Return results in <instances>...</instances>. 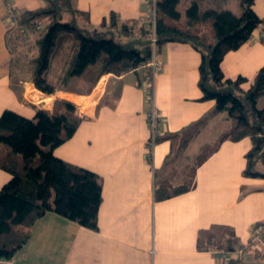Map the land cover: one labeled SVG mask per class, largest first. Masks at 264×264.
Listing matches in <instances>:
<instances>
[{
  "label": "crops",
  "instance_id": "crops-1",
  "mask_svg": "<svg viewBox=\"0 0 264 264\" xmlns=\"http://www.w3.org/2000/svg\"><path fill=\"white\" fill-rule=\"evenodd\" d=\"M11 1L15 3L2 6L0 0V115L6 109L23 112L30 105L35 111L26 110L25 116L34 117L37 110L52 112L57 100L71 103L82 122L55 154L96 172L103 183L98 230L48 213L34 224L30 240L12 260L16 264H231L222 251L224 244L234 237L248 246L255 225L264 223V178L244 175L250 138L223 140L227 132L222 129L223 115L214 114V101L200 100V53L185 43L161 46L162 69L156 77L155 94L162 139L149 149L150 104L143 89L146 66L122 76L105 74L90 94L72 87L57 91L65 97L37 91L31 94L32 100H26L33 83L25 69L15 70L6 32L12 23L11 12L20 15L44 4L24 7L20 0ZM22 1L31 5L34 0ZM71 5L78 14L69 12L66 19L74 17L79 26L94 34L104 32L102 23L112 13L122 21L145 22L148 11L146 0H71ZM215 6L242 13L237 0L218 1ZM253 9L264 20V0H255ZM262 32L264 24L222 61L226 77L247 79L245 90L264 67ZM73 80L71 86L77 84V77ZM70 97L89 102L82 108ZM258 107L264 108V95ZM208 118L210 125L202 127L183 155L197 162L203 158L202 163L195 162L192 178L188 163L180 162L176 143ZM9 179L0 169V189ZM192 179L195 186L188 192L156 199L157 189L171 191L190 185ZM62 250H66L64 259L58 257ZM245 260V264H264V242L252 247Z\"/></svg>",
  "mask_w": 264,
  "mask_h": 264
},
{
  "label": "trees",
  "instance_id": "trees-1",
  "mask_svg": "<svg viewBox=\"0 0 264 264\" xmlns=\"http://www.w3.org/2000/svg\"><path fill=\"white\" fill-rule=\"evenodd\" d=\"M45 1L38 9L16 15L17 21L6 32L12 54L14 49L28 48L25 74L42 93L50 96L59 89L68 90L77 77L90 80L86 91L90 94L103 75L122 76L146 66L151 59V29L146 22L122 21L112 13L102 23L104 32L94 34L79 26L74 17L66 19L69 12L78 14L71 0ZM204 1H191L182 25L178 10L181 0L158 1L159 50L165 43L179 42L190 44L200 53V100L214 101V114H222L223 120L230 123L223 140L250 138L252 148L246 155L244 175L264 178V108L258 107L264 95V67L258 70L247 90L243 88L246 78H228L222 70L224 57L249 41L264 20L253 9L255 0H240L241 15L215 6V2L226 0H212L213 6L206 9L202 8ZM205 23H209L211 31L201 29L200 24ZM38 24L43 26L41 31L36 30ZM29 36L32 40H28ZM20 59L11 58L15 64ZM75 113L71 103L57 100L52 112L37 110L33 118L10 109L0 115V146L5 148L4 152L0 149V169L10 175L0 189V260H12L30 240L34 224L48 213L98 230L102 178L55 154L78 131L82 120ZM210 122L209 118L200 122L196 131L199 133ZM161 139L158 137L156 143ZM202 162L203 158L197 165ZM192 183L193 179L190 185L171 191L157 189L155 197L163 200L183 194L195 186ZM259 226L264 223L256 224L255 228ZM242 248L231 237L222 251L229 253Z\"/></svg>",
  "mask_w": 264,
  "mask_h": 264
},
{
  "label": "built area",
  "instance_id": "built-area-1",
  "mask_svg": "<svg viewBox=\"0 0 264 264\" xmlns=\"http://www.w3.org/2000/svg\"><path fill=\"white\" fill-rule=\"evenodd\" d=\"M148 4V11L146 14L145 22L151 29V59L147 63V73L143 80V89L146 95V99L150 104V108L147 112L148 122L151 128L149 149H153L158 137L162 136V132L159 130V122L161 120L160 110L156 104V77L159 71L162 69V62L159 57L158 36H157V19H158V1L159 0H146ZM13 20V21H12ZM12 24H15L16 14L11 12ZM43 29L42 24L36 26L37 31ZM26 33V29L23 30ZM264 37V32L260 34V38ZM264 242V226H259L253 230V239L248 246L239 249L235 252L225 253L229 261L244 260L247 252L252 247H257ZM0 264H16L13 260H0Z\"/></svg>",
  "mask_w": 264,
  "mask_h": 264
},
{
  "label": "rangeland",
  "instance_id": "rangeland-1",
  "mask_svg": "<svg viewBox=\"0 0 264 264\" xmlns=\"http://www.w3.org/2000/svg\"><path fill=\"white\" fill-rule=\"evenodd\" d=\"M191 1L192 0H181V2H180V4L178 5V10H180L181 12H183L184 14H183V17H182V20H180L179 21V24L180 25H182V24H184L185 23V21H186V18H185V12H186V10H187V8H188V6L190 5V3H191ZM237 1H239L240 2V0H237ZM1 2H2V6H4L3 4H7V3H11V4H13V3H15V2H13V1H11V0H1ZM20 2L21 3H23L24 5V7H34L35 5H39V4H41V5H43V4H45L46 3V1L45 0H34V1H32V3H31V5L29 4V3H25L24 1H22V0H20ZM212 3H213V1L212 0H205L203 3H202V8L203 9H206L207 7H210L211 5H212ZM19 9H20V7L18 6V4L16 5ZM213 6V5H212ZM187 7V8H186ZM1 8V7H0ZM186 9V10H185ZM19 12V11H18ZM3 21V20H2ZM13 21V20H12ZM11 21V22H12ZM5 22V21H4ZM3 23V22H2ZM200 27H201V29L202 30H204V31H206V32H208L209 30L211 31V27H210V25H209V23H205V24H200ZM27 38V37H26ZM29 38H31V40H32V36H29ZM31 43H32V41H31ZM29 50H28V48H23V49H21V50H16V49H14V53H13V57L14 58H16V60L18 59V58H21L20 60H19V63H16V65L14 66L15 67V70L16 71H22L23 69H25V67H26V64H27V56L29 55V52H28ZM3 57V55H2V53L0 52V60H1V58ZM26 57V58H25ZM74 86V88H77V89H83L85 92L86 91H88L89 90V88H90V80H86V79H79V80H77V84H75V85H73ZM70 88H72V86H70ZM60 90H66V89H59V91ZM69 90V89H68ZM68 90H66V91H68ZM37 91H39L34 85H31L30 87H29V89H28V95H27V101L29 100V98L31 99L32 98V96H31V94L32 93H36ZM58 91V90H57ZM56 91V92H57ZM39 92H41V91H39ZM55 92V93H56ZM42 93V92H41ZM58 93V92H57ZM87 93V92H86ZM37 94V93H36ZM44 94V93H43ZM58 94H60L59 96H62V97H65V95L63 94V93H58ZM46 95V94H45ZM72 100H76L75 102L77 103V106H79V107H82L83 108V106H85V104L86 103H88L89 101H88V99H84V98H78V99H75L76 97H70ZM32 100V99H31ZM30 100V101H31ZM62 100V99H61ZM24 108H26V109H23L22 111L23 112H17L18 114H20V115H22V116H24V117H26L25 115H26V110H32V111H35V109L33 108V107H31L30 105H25V107ZM14 111V110H13ZM19 111V110H18ZM77 111V110H76ZM16 112V111H15ZM31 112V111H30ZM84 112V111H83ZM36 113V112H35ZM78 114V113H77ZM75 115H76V113H75ZM77 116V115H76ZM80 116V117H79ZM79 116H77V117H79L81 120H82V116L79 114ZM33 117V116H32ZM32 117H28L27 116V118H32ZM228 125H230V123L228 122V121H225L224 120V122L222 123V129H223V132L224 131H226V130H229V126ZM198 134V132L196 131V129H194L193 131H191L190 133H188V134H186L185 136H184V138L183 139H180L177 143H176V149H178V151H180V153H181V159H180V162H184V160H185V162H187L188 163V166H187V169H189L190 170V177H192V173H193V169H194V167H195V162H197V160H195L194 161V158L193 159H183V155H184V153L188 150V147H189V143H190V141H194V139L197 137L196 135ZM192 146H194V144H192ZM4 150H5V148H4ZM4 150H3V152H4ZM193 152V151H192ZM178 161V160H177ZM176 161V162H177ZM178 166V165H177ZM177 169L178 168H176L174 171H177ZM62 248H66V245H62ZM65 255H66V250H62L61 251V253L58 255V257L59 258H63L64 259V257H65ZM233 261H235V263L236 264H244L245 262H246V260L244 259V260H233ZM57 264H59V262L57 263Z\"/></svg>",
  "mask_w": 264,
  "mask_h": 264
}]
</instances>
